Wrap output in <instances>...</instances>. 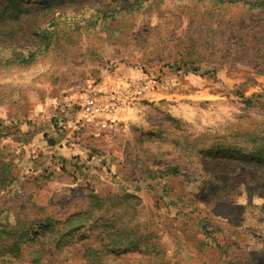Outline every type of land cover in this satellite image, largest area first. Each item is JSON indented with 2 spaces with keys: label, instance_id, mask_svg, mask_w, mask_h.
<instances>
[{
  "label": "rangeland",
  "instance_id": "obj_1",
  "mask_svg": "<svg viewBox=\"0 0 264 264\" xmlns=\"http://www.w3.org/2000/svg\"><path fill=\"white\" fill-rule=\"evenodd\" d=\"M0 264H264V0H0Z\"/></svg>",
  "mask_w": 264,
  "mask_h": 264
},
{
  "label": "built area",
  "instance_id": "obj_2",
  "mask_svg": "<svg viewBox=\"0 0 264 264\" xmlns=\"http://www.w3.org/2000/svg\"><path fill=\"white\" fill-rule=\"evenodd\" d=\"M102 106L99 104L98 100L94 97H88L84 102V111L87 114H96L102 111Z\"/></svg>",
  "mask_w": 264,
  "mask_h": 264
}]
</instances>
